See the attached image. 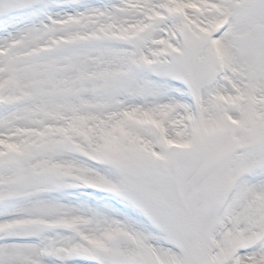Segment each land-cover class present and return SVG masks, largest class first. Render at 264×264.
<instances>
[{"label": "snow or ice", "instance_id": "1", "mask_svg": "<svg viewBox=\"0 0 264 264\" xmlns=\"http://www.w3.org/2000/svg\"><path fill=\"white\" fill-rule=\"evenodd\" d=\"M0 264H264V0H0Z\"/></svg>", "mask_w": 264, "mask_h": 264}]
</instances>
